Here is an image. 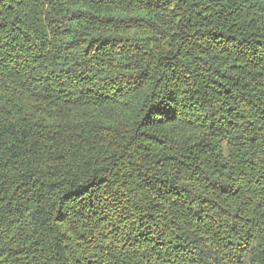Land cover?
I'll return each mask as SVG.
<instances>
[{"label":"trees","instance_id":"1","mask_svg":"<svg viewBox=\"0 0 264 264\" xmlns=\"http://www.w3.org/2000/svg\"><path fill=\"white\" fill-rule=\"evenodd\" d=\"M0 264H264V0H0Z\"/></svg>","mask_w":264,"mask_h":264}]
</instances>
